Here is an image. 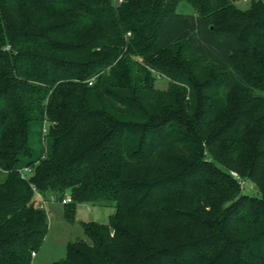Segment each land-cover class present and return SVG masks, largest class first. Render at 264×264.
<instances>
[{
    "label": "trees",
    "instance_id": "obj_1",
    "mask_svg": "<svg viewBox=\"0 0 264 264\" xmlns=\"http://www.w3.org/2000/svg\"><path fill=\"white\" fill-rule=\"evenodd\" d=\"M239 1L0 0V264L41 247L36 194L114 206L52 264H264V0Z\"/></svg>",
    "mask_w": 264,
    "mask_h": 264
},
{
    "label": "rangeland",
    "instance_id": "obj_2",
    "mask_svg": "<svg viewBox=\"0 0 264 264\" xmlns=\"http://www.w3.org/2000/svg\"><path fill=\"white\" fill-rule=\"evenodd\" d=\"M250 0H241L237 3L239 8L245 9L249 6ZM113 2V0H112ZM176 12L184 14H193L194 10L189 2L180 1L175 8ZM168 80L164 76H160L155 81V86L158 89H165ZM2 174L0 173V179ZM243 192L256 193L257 189L252 183H248L243 189ZM55 202L52 209L48 211V231L39 250L33 256L32 264H52L60 260L66 255V245L68 242L79 238H84L83 229L80 224L82 222L96 221L106 223L108 217L114 212L112 203H81L76 207L75 221L67 222L61 213V203ZM92 210V212H91Z\"/></svg>",
    "mask_w": 264,
    "mask_h": 264
},
{
    "label": "built area",
    "instance_id": "obj_3",
    "mask_svg": "<svg viewBox=\"0 0 264 264\" xmlns=\"http://www.w3.org/2000/svg\"><path fill=\"white\" fill-rule=\"evenodd\" d=\"M123 0H113V3L116 5V4H119L121 3ZM91 84V82H89ZM25 172L28 171V169H24ZM230 174L239 182L241 188H245L246 186H248V182L241 178L235 171H230ZM25 174H23L24 176ZM37 198H38V203L41 207H44L46 208V205H47V201L40 195L36 194ZM70 201V197L68 195H66L63 199H62V203H65V202H69ZM35 255V252H32V256Z\"/></svg>",
    "mask_w": 264,
    "mask_h": 264
},
{
    "label": "crops",
    "instance_id": "obj_4",
    "mask_svg": "<svg viewBox=\"0 0 264 264\" xmlns=\"http://www.w3.org/2000/svg\"><path fill=\"white\" fill-rule=\"evenodd\" d=\"M55 204V202H53V201H47V208H48V211H50V209H52V207H53V205ZM81 203H79V204H77V206L78 205H80ZM61 206H62V204H60ZM76 206V207H77ZM91 212H92V210H91ZM61 213H62V216H63V212H62V207H61Z\"/></svg>",
    "mask_w": 264,
    "mask_h": 264
}]
</instances>
